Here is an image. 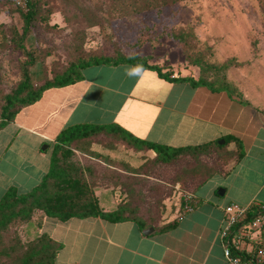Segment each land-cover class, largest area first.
<instances>
[{
	"label": "crops",
	"instance_id": "0c3cea01",
	"mask_svg": "<svg viewBox=\"0 0 264 264\" xmlns=\"http://www.w3.org/2000/svg\"><path fill=\"white\" fill-rule=\"evenodd\" d=\"M81 75L70 84L46 88L38 100L21 108L0 128V198L9 186L24 193L38 184L49 170L57 135L75 124L104 126L85 137L87 142L95 135H113L114 128L109 126L174 147L208 144L210 148L221 145L223 139L225 152L236 154V160L224 177L214 178V173L205 179L193 210L182 219L176 218L179 197L168 205V218L158 222L72 217L67 221L78 219L74 222L77 231L48 234L65 242L53 264H231L223 253L224 206L264 201V120L257 119L264 114L257 113L254 103L222 89L172 80L180 75L168 72L167 78L154 68L137 64L90 65L81 69ZM118 134L114 146L102 150L97 144L89 148L72 144V159L86 157L88 162L103 164L113 159L119 167L110 168V172L116 169L126 174L141 164L142 156L155 153L128 144ZM43 144H47L45 149ZM82 170L101 208L115 209L122 201L112 193L118 186L108 188L92 182L97 178L89 165ZM221 185L222 197L215 192ZM248 218L244 216L230 226V235L242 242L243 257L264 248V227H250ZM172 221L175 225L167 227ZM149 227L153 230L144 233Z\"/></svg>",
	"mask_w": 264,
	"mask_h": 264
},
{
	"label": "rangeland",
	"instance_id": "374dc122",
	"mask_svg": "<svg viewBox=\"0 0 264 264\" xmlns=\"http://www.w3.org/2000/svg\"><path fill=\"white\" fill-rule=\"evenodd\" d=\"M20 1L26 4V0ZM41 1L44 10H39L25 32L21 12L27 6L23 8L15 0H0V114L6 94L24 78V69L32 86L38 87L77 62L80 55L122 53L141 55L170 73L202 77L217 87L225 86V80L235 97L254 103L257 113L263 116L264 0H155L160 3L157 6L147 4V0H84L100 9L96 10L100 22L95 25L88 23L89 14L79 10L76 0ZM222 90L227 92L224 87ZM258 118L264 120V116ZM112 138L110 134L97 135L83 147L97 144L102 150L114 146ZM224 148L216 144L186 150L169 162L159 161L156 153L144 155L141 164L126 174L116 169L110 172V168L119 167L113 159H101L103 164L83 157L82 161L76 158V162L92 167L97 178L92 182L108 188L118 186L112 193L122 198L126 215L158 222L168 218V205L184 192L199 183L192 191L198 198V188L205 179L214 173V178L224 177L236 160V154L226 153ZM219 189L224 186L215 191L222 197ZM74 222L79 221H56L37 212L27 222L9 223L1 229L0 247L15 242L12 256L19 246L23 248L36 237L39 228L59 235L77 231ZM58 241L61 247L65 245ZM3 248L0 264H16Z\"/></svg>",
	"mask_w": 264,
	"mask_h": 264
},
{
	"label": "trees",
	"instance_id": "16d2710c",
	"mask_svg": "<svg viewBox=\"0 0 264 264\" xmlns=\"http://www.w3.org/2000/svg\"><path fill=\"white\" fill-rule=\"evenodd\" d=\"M153 1L154 2H152V0H147V4L152 3L156 6L160 4L155 0ZM168 1L169 0H163V3ZM175 1L178 0H172V2ZM43 3L44 2L41 0H26L27 9L21 12L25 21V32L28 27L33 24L32 22L39 10H44ZM76 3L79 4V10H83L84 13L89 14L88 23L90 25L99 24V16L96 14V10H100L99 8H93L92 5L84 3V0H76ZM19 9L21 10V8ZM45 10H49V8ZM102 63H130L143 67H151L157 70L161 75L170 78L167 71L162 72L161 66L149 64L148 60L143 56L138 54L124 55L122 53H118L116 56H102L98 54L80 55L77 62H72L60 74L46 79L43 84H40L38 87L32 86L29 81L28 72L24 69V78L22 81L5 96V104L2 106L0 114V128L12 120L21 108L38 100L46 88L70 84L81 78L82 68ZM170 79L188 80L192 85H207L213 90H220L224 87L231 96H234L225 80H223L225 86L217 87L213 82H209L202 77L195 79L192 76H178ZM115 127L116 126H109L110 130L114 128V134L111 135L113 136L112 139L115 138V134L118 132V135L128 144H132L138 148L143 147L152 149L156 153V158L161 162H169L186 150L197 151L205 149L208 146V144L194 147L168 146L136 138L125 129H115ZM103 128L104 126L75 124L61 130L56 138L57 144L54 145L52 150L49 170L43 176L42 180L24 193H19L15 186H9L1 196L0 230L6 228L9 223L18 224L27 222L34 217V214L36 215L37 212H41L47 217L61 221L68 220L72 217L83 218L88 216H99L113 222L126 219H139L135 216L126 215V206L122 202L113 210H103L86 181L82 166L76 162V160L72 159L74 155V151L71 148L72 144L75 143L74 145L77 147L83 146V144L87 142V139H84L85 137ZM194 188L191 191H193ZM254 211L255 208L248 210L245 216H248V219H250ZM173 225H175L174 221L167 224V227ZM15 244L14 242L10 244L9 247H0V249L3 248L2 250L3 252L5 250V255H8L10 261L16 264H53L56 254L61 248V243L45 232L36 234V237L28 241L23 248L19 246L16 254L10 256L14 250Z\"/></svg>",
	"mask_w": 264,
	"mask_h": 264
},
{
	"label": "built area",
	"instance_id": "2783aa9c",
	"mask_svg": "<svg viewBox=\"0 0 264 264\" xmlns=\"http://www.w3.org/2000/svg\"><path fill=\"white\" fill-rule=\"evenodd\" d=\"M18 5L25 8V3L20 0H15ZM194 194L191 191L184 192L181 196V203L178 209L177 219L180 220L183 216L193 210ZM255 208L253 216L250 220V227L257 229L264 227V201L251 202L249 205H240L231 202L224 207L226 216V225L221 231V236L225 239L223 248L224 256L231 264H264V248H259L257 253L248 257H243L241 254V240L238 236L230 235V226L244 217L248 210Z\"/></svg>",
	"mask_w": 264,
	"mask_h": 264
},
{
	"label": "water",
	"instance_id": "95a60500",
	"mask_svg": "<svg viewBox=\"0 0 264 264\" xmlns=\"http://www.w3.org/2000/svg\"><path fill=\"white\" fill-rule=\"evenodd\" d=\"M223 141H224V140L221 139V140L219 141V143L222 144ZM46 147H47V144H43V145L41 146L42 149H45ZM218 193H219V194H224V189H219V190H218ZM151 230H153V228H152V227H149L147 230H144V233H148V232L151 231Z\"/></svg>",
	"mask_w": 264,
	"mask_h": 264
},
{
	"label": "clouds",
	"instance_id": "9594fccd",
	"mask_svg": "<svg viewBox=\"0 0 264 264\" xmlns=\"http://www.w3.org/2000/svg\"><path fill=\"white\" fill-rule=\"evenodd\" d=\"M139 70V69H138Z\"/></svg>",
	"mask_w": 264,
	"mask_h": 264
}]
</instances>
